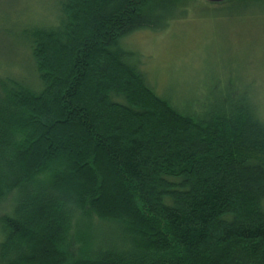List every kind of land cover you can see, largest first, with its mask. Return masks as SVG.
<instances>
[{
	"label": "trees",
	"instance_id": "1",
	"mask_svg": "<svg viewBox=\"0 0 264 264\" xmlns=\"http://www.w3.org/2000/svg\"><path fill=\"white\" fill-rule=\"evenodd\" d=\"M52 1L20 34L34 82L0 75V264H264L254 89L212 70L189 98L158 95L122 44L199 1Z\"/></svg>",
	"mask_w": 264,
	"mask_h": 264
},
{
	"label": "rangeland",
	"instance_id": "2",
	"mask_svg": "<svg viewBox=\"0 0 264 264\" xmlns=\"http://www.w3.org/2000/svg\"><path fill=\"white\" fill-rule=\"evenodd\" d=\"M197 1L185 18L171 22L167 29L133 33L123 46L135 54L147 84L158 95L189 98L207 85L205 74L224 71L239 89L244 85L251 92L254 89L264 116V7L231 8L227 4L233 0ZM56 17L52 0H0V75L15 73L25 83L34 82L29 50L21 49V30ZM9 198L0 203V216L7 213ZM88 220L97 230L96 217ZM71 233L65 247L69 259L80 249Z\"/></svg>",
	"mask_w": 264,
	"mask_h": 264
}]
</instances>
